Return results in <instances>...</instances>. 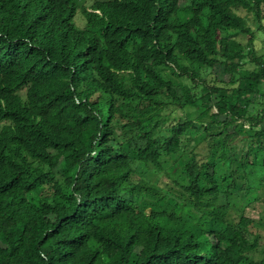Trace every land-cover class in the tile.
Returning <instances> with one entry per match:
<instances>
[{
    "label": "trees",
    "instance_id": "trees-1",
    "mask_svg": "<svg viewBox=\"0 0 264 264\" xmlns=\"http://www.w3.org/2000/svg\"><path fill=\"white\" fill-rule=\"evenodd\" d=\"M240 191L264 0H0V264H264Z\"/></svg>",
    "mask_w": 264,
    "mask_h": 264
},
{
    "label": "rangeland",
    "instance_id": "rangeland-1",
    "mask_svg": "<svg viewBox=\"0 0 264 264\" xmlns=\"http://www.w3.org/2000/svg\"><path fill=\"white\" fill-rule=\"evenodd\" d=\"M76 3L78 6L85 5L86 7H89L91 0H76ZM187 137L191 139L190 145H192L193 142H197L200 139V133L196 131L192 134L191 132ZM173 161L174 158H169L168 161L164 163V171L172 174V172L168 171V167ZM151 172L152 170H148V177L151 178V181L159 183L161 172L153 174H151ZM161 183L165 184L163 180H161ZM251 192L252 191H240L234 194L231 209L229 211V218L237 220L240 214H244L251 218L260 219L261 226L251 227V231H253L254 235L256 234L259 236L258 251L254 253L255 256H259L262 255L261 252L264 249V205H262L260 201H249L248 197H253V195L258 197L260 195L259 191H256L255 193Z\"/></svg>",
    "mask_w": 264,
    "mask_h": 264
}]
</instances>
